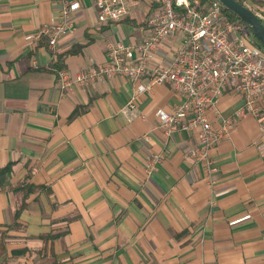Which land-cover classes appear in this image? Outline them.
Returning a JSON list of instances; mask_svg holds the SVG:
<instances>
[{
    "label": "crops",
    "instance_id": "1",
    "mask_svg": "<svg viewBox=\"0 0 264 264\" xmlns=\"http://www.w3.org/2000/svg\"><path fill=\"white\" fill-rule=\"evenodd\" d=\"M244 1L256 11L264 5ZM80 2L73 30L53 50L35 33L57 17L55 0H0V167L11 166L0 186V264H264L257 119L241 116L210 149L218 171L209 185L204 163L189 154L198 130L165 133L155 115L182 97L169 84L135 92L116 75L60 95L57 68L73 77L105 60L109 40L144 33L141 4H131L136 19L100 24L91 0ZM132 97L135 117L123 113ZM241 103L226 92L207 117L217 126ZM152 154L161 158L147 173ZM27 182L38 188L6 229Z\"/></svg>",
    "mask_w": 264,
    "mask_h": 264
},
{
    "label": "built area",
    "instance_id": "2",
    "mask_svg": "<svg viewBox=\"0 0 264 264\" xmlns=\"http://www.w3.org/2000/svg\"><path fill=\"white\" fill-rule=\"evenodd\" d=\"M133 2L142 5V37L133 42L109 40L105 44V60L89 64L73 77L67 69L58 68L59 94L64 95L74 83L87 85L116 75L127 78L135 92H149L156 85L169 84L182 97L170 111L158 108L155 115L165 133L174 129L198 130L189 154L204 163L207 183L211 185L218 169L210 149L229 135L238 118L255 117L264 137V53L247 41V27L230 20L219 0H91L100 24L136 19L131 10ZM55 3L57 17L35 33L36 37L44 35L53 50L73 30L81 8L80 0ZM256 12L263 17L260 11ZM226 92L241 94L242 103L215 126L207 112L216 110ZM123 113L129 117L137 115L133 97ZM160 158V154H152L144 165L145 171L152 172Z\"/></svg>",
    "mask_w": 264,
    "mask_h": 264
},
{
    "label": "trees",
    "instance_id": "3",
    "mask_svg": "<svg viewBox=\"0 0 264 264\" xmlns=\"http://www.w3.org/2000/svg\"><path fill=\"white\" fill-rule=\"evenodd\" d=\"M237 1L246 5L244 0H237ZM223 11H224L225 15L230 20L242 24V21L240 20V18L234 12L230 11L229 9L225 8L224 6H223ZM260 13L263 16L261 18V21L264 24V5H263V8H261ZM125 21L129 22L130 20L125 19ZM244 34H245V36L247 38V41L250 44H252V45H254V46H256V47H258V48H260L262 50V48H261V46L259 44V41L254 37V35L250 31V29L247 28V31L244 32ZM61 60H62V57L60 55H57L56 56V62L57 63L58 62L61 63ZM56 72H57V70H56ZM10 168H11L10 164H7V165H4V166L0 167V186L5 185V183L7 182V178H8L9 172H10ZM20 188H25L26 190L24 191L23 198L19 202V204L16 207V209L13 211V223L8 224L6 226V229L12 228V227H14V225H16V222H17L16 219L18 218L21 210L26 205V200H25L26 196L29 195V193L31 191H33L35 188H38V187H37V185H33L32 183L27 182V183H23ZM4 238H5V232L3 231V232L0 233V256L5 252V239ZM44 238L48 239V235H45ZM45 244H46V241H45ZM45 244H44V246H45ZM1 264H5V263H1ZM51 264H57V263L56 262H52Z\"/></svg>",
    "mask_w": 264,
    "mask_h": 264
},
{
    "label": "water",
    "instance_id": "4",
    "mask_svg": "<svg viewBox=\"0 0 264 264\" xmlns=\"http://www.w3.org/2000/svg\"><path fill=\"white\" fill-rule=\"evenodd\" d=\"M221 4L234 12L242 21V23L250 29L254 37L259 41V44L264 53V24L261 18L252 8L238 2L237 0H219Z\"/></svg>",
    "mask_w": 264,
    "mask_h": 264
},
{
    "label": "rangeland",
    "instance_id": "5",
    "mask_svg": "<svg viewBox=\"0 0 264 264\" xmlns=\"http://www.w3.org/2000/svg\"><path fill=\"white\" fill-rule=\"evenodd\" d=\"M248 5V3H246ZM249 6V5H248ZM235 22V21H234ZM235 23H238V22H235Z\"/></svg>",
    "mask_w": 264,
    "mask_h": 264
}]
</instances>
